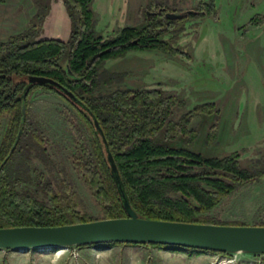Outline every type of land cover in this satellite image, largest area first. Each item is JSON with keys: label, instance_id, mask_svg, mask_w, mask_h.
I'll use <instances>...</instances> for the list:
<instances>
[{"label": "trees", "instance_id": "16d2710c", "mask_svg": "<svg viewBox=\"0 0 264 264\" xmlns=\"http://www.w3.org/2000/svg\"><path fill=\"white\" fill-rule=\"evenodd\" d=\"M4 1L0 0V3ZM92 5L93 0H66L72 22L69 42L58 39L32 41L45 17L44 10L33 18L27 32L0 42V124L7 119L0 145V228L58 227L98 221L77 211L68 190L56 192L38 169H34L35 178L29 173L27 162L34 151L38 158L48 155L49 142L29 116L31 98L38 90L53 92L67 102L90 133L91 140L87 144L77 120L69 121L80 150L73 165L101 206L104 219L124 218L127 214L94 118L104 132L125 193L139 217L245 226L203 220L205 214L241 187L264 181V157L254 166H244L238 154L217 158L193 149L199 137L198 131L191 126L193 115H211L215 112L214 104L197 106L192 112L175 118L176 113L187 106L186 101L163 90L118 88L108 93L101 91L103 86L123 83L126 76L107 70L105 65L110 60L124 58L134 51L181 54L165 36L188 17H217L214 2L201 3V12L186 14L181 20H169L166 18L169 12L167 0H152L149 10L155 8L154 14L146 16L142 27H126L112 38L97 34ZM32 76L57 81L75 94L87 111L55 88L29 84L28 78ZM212 129L216 130V127ZM211 142L208 135L206 144ZM32 182L50 196L51 206L31 191L19 190L22 184ZM118 245L155 247L189 256L227 255L172 246L114 242L79 248Z\"/></svg>", "mask_w": 264, "mask_h": 264}, {"label": "rangeland", "instance_id": "374dc122", "mask_svg": "<svg viewBox=\"0 0 264 264\" xmlns=\"http://www.w3.org/2000/svg\"><path fill=\"white\" fill-rule=\"evenodd\" d=\"M152 0H93L96 32L115 37L126 27H142ZM214 2L217 17H188L174 26L165 39L181 54L134 51L110 60L105 68L125 74L123 83L103 86L108 93L121 89H160L186 101L176 113L192 112L197 106L214 104L211 115L194 114L192 128L199 137L193 149L208 157L238 154L244 166H254L264 157V0H167L168 13L201 12V3ZM45 17L32 41L71 40L72 22L66 0H6L0 3V42L27 32L40 12ZM30 118L48 140V155L36 151L27 162L35 178L38 169L56 192L68 190L77 211L95 220L104 213L73 162L80 150L69 121L76 119L87 144L91 135L76 111L53 92L38 90L30 103ZM216 127V130L212 127ZM7 119L0 124V145ZM215 134V135H214ZM212 142L206 144L207 136ZM20 160L22 158H19ZM29 190L49 206L50 196L34 182ZM205 222L264 225V181L247 184L227 196L204 215ZM0 264H264L263 255L168 252L148 246L90 247L44 250H0Z\"/></svg>", "mask_w": 264, "mask_h": 264}, {"label": "water", "instance_id": "95a60500", "mask_svg": "<svg viewBox=\"0 0 264 264\" xmlns=\"http://www.w3.org/2000/svg\"><path fill=\"white\" fill-rule=\"evenodd\" d=\"M190 12L166 13L169 20H181ZM29 84L49 86L63 93L82 109L84 103L57 81L32 76ZM26 116V108H23ZM97 132L107 148V159L118 187L127 217L103 219L58 227H16L0 228V250H44L85 247L101 243H122L131 245H161L198 249L222 254L246 253L264 255V226H228L196 224L144 219L131 207L125 193L122 179L109 150L104 132L94 118Z\"/></svg>", "mask_w": 264, "mask_h": 264}, {"label": "built area", "instance_id": "2783aa9c", "mask_svg": "<svg viewBox=\"0 0 264 264\" xmlns=\"http://www.w3.org/2000/svg\"><path fill=\"white\" fill-rule=\"evenodd\" d=\"M69 249V248H68Z\"/></svg>", "mask_w": 264, "mask_h": 264}]
</instances>
